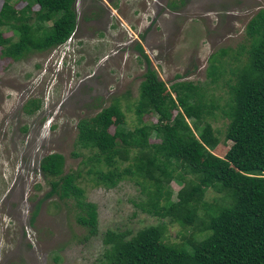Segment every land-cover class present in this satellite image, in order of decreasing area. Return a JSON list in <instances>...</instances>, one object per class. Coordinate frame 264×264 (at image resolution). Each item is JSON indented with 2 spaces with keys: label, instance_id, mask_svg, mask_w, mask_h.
<instances>
[{
  "label": "rangeland",
  "instance_id": "rangeland-1",
  "mask_svg": "<svg viewBox=\"0 0 264 264\" xmlns=\"http://www.w3.org/2000/svg\"><path fill=\"white\" fill-rule=\"evenodd\" d=\"M263 8L264 0H75V26L64 44L18 60L0 56V264H102L106 231L127 232V239L160 224L167 244L199 240L201 235L190 227L158 219L134 205L144 203L142 187L151 186L150 181L125 176L105 187L83 168L76 182L84 200L96 208V231L88 236L75 224L71 204L56 196L44 198L51 179L42 176L39 162L55 153L63 158L62 173L79 170L90 152L74 146L75 125L108 106L116 105L122 114L112 119L110 133L121 124L128 130L137 126L133 111L146 68L137 45L166 88L164 96H174L171 85L189 83L203 104H213L202 117L218 141L208 159L222 158L229 143L221 109L234 80L231 71L245 63L244 28ZM2 33L15 40L10 32ZM210 67H216L213 82ZM33 102L38 108L28 113ZM154 121L150 115L142 118L143 123ZM186 122L197 137L203 126L195 129ZM149 140L157 142L153 134ZM128 156L130 164L133 151ZM126 166L118 163L119 170ZM193 180L185 176V181ZM166 186L174 200L183 183L170 180ZM227 204L226 196L207 189L197 212L202 217L208 206Z\"/></svg>",
  "mask_w": 264,
  "mask_h": 264
},
{
  "label": "trees",
  "instance_id": "trees-1",
  "mask_svg": "<svg viewBox=\"0 0 264 264\" xmlns=\"http://www.w3.org/2000/svg\"><path fill=\"white\" fill-rule=\"evenodd\" d=\"M20 2L23 7L15 10L13 5ZM74 3L0 0V56L18 60L29 52L49 51L64 44L75 26ZM34 6L37 9L32 11ZM170 7L175 4L170 3ZM3 31L10 32L15 40L4 38ZM244 36L245 63L231 71L234 80L227 86L221 109L227 121L224 139L229 143L222 158L215 162L208 159L218 141L202 117L214 109L213 104H203L189 83L171 85L174 96H164L166 88L137 45L146 65L133 111L137 126L128 130L121 124L110 133L112 119L122 114L116 105L108 106L75 125L74 146L90 152L80 161L79 170L62 173L59 154L51 153L40 160L39 171L51 179L44 198L56 196L58 201L71 204L75 224L88 236L96 231V208L84 200L76 182L83 168L87 176L105 187L115 186L125 176L150 181L151 186L142 187L146 200L134 205L201 235L199 240H183L185 245H170L164 242L162 224L142 228L127 239V232L106 231L102 243L108 248L102 264H264V8L246 23ZM208 74L213 82L216 67H210ZM31 106L28 113L38 108L34 102ZM145 115L155 121L143 123ZM186 119L195 129L203 126L197 137ZM151 134L157 142L150 143ZM118 163L127 166L119 170ZM185 176L194 180L187 182ZM170 180L183 183L174 200L166 186ZM207 189L226 196L228 204L208 206L201 217L197 205Z\"/></svg>",
  "mask_w": 264,
  "mask_h": 264
}]
</instances>
